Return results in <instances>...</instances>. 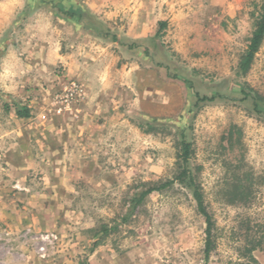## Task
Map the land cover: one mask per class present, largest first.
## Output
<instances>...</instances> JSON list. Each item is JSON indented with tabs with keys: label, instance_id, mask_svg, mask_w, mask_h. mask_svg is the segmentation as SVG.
Masks as SVG:
<instances>
[{
	"label": "rangeland",
	"instance_id": "rangeland-1",
	"mask_svg": "<svg viewBox=\"0 0 264 264\" xmlns=\"http://www.w3.org/2000/svg\"><path fill=\"white\" fill-rule=\"evenodd\" d=\"M263 5L0 0V264H264V39L240 70ZM181 131L206 262L177 184L122 223L176 176Z\"/></svg>",
	"mask_w": 264,
	"mask_h": 264
},
{
	"label": "trees",
	"instance_id": "trees-1",
	"mask_svg": "<svg viewBox=\"0 0 264 264\" xmlns=\"http://www.w3.org/2000/svg\"><path fill=\"white\" fill-rule=\"evenodd\" d=\"M74 15L75 14L72 13L68 14V16L70 17H74ZM263 39H264V5L262 6V12L255 20L253 26V32L249 40V44L247 46L246 52L240 64L241 71H246L249 68ZM113 40L115 41L116 39L113 38ZM195 98H196L194 104L195 107H198L201 104L212 103L216 99H226L225 96L213 95L211 97H207V96H200L197 93L195 94ZM17 116L21 118H27L29 116L27 109L23 107L17 108ZM190 155H191V144L185 138V131H181L179 133V153H178L179 169L176 176L172 180L166 181L161 185L148 187L146 190L134 194L133 198L130 201L127 214L122 219V223L128 221L129 217H131V215L134 213L136 208L143 202V200L147 196H149L152 193L168 189L174 184H177L178 186L189 191L196 204L197 212L204 219V223H205L204 261L206 262L212 250V245H213V240L211 235L212 221L210 215L206 211V207L200 189L196 184L195 179L188 168V160L190 158ZM117 227H118L117 225L111 228L102 227L99 230V232L96 234V236L101 238L110 235L112 232L115 231Z\"/></svg>",
	"mask_w": 264,
	"mask_h": 264
},
{
	"label": "built area",
	"instance_id": "built-area-1",
	"mask_svg": "<svg viewBox=\"0 0 264 264\" xmlns=\"http://www.w3.org/2000/svg\"><path fill=\"white\" fill-rule=\"evenodd\" d=\"M68 95L65 97V101L70 100L71 98H73V96L75 97L76 93H77V87L75 86V84H71L70 87L67 90Z\"/></svg>",
	"mask_w": 264,
	"mask_h": 264
}]
</instances>
